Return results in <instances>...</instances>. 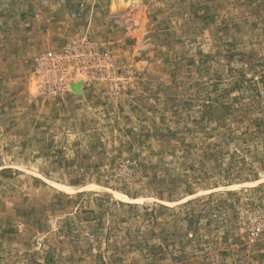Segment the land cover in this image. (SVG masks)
<instances>
[{
  "label": "rangeland",
  "instance_id": "1",
  "mask_svg": "<svg viewBox=\"0 0 264 264\" xmlns=\"http://www.w3.org/2000/svg\"><path fill=\"white\" fill-rule=\"evenodd\" d=\"M0 264H264V0H0Z\"/></svg>",
  "mask_w": 264,
  "mask_h": 264
}]
</instances>
